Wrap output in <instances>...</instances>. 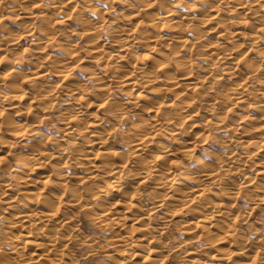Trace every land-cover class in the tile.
<instances>
[{
  "label": "bare ground",
  "instance_id": "obj_1",
  "mask_svg": "<svg viewBox=\"0 0 264 264\" xmlns=\"http://www.w3.org/2000/svg\"><path fill=\"white\" fill-rule=\"evenodd\" d=\"M12 1L10 13L35 19L24 2L36 0ZM103 1L40 0L55 18L75 26L68 31L72 40L62 46L48 37L50 30L62 33L44 11L37 26L42 36L31 52V58L42 55L37 62L28 60L29 48L25 54L12 52L15 57L9 52L23 49L24 35L35 29L32 20H23L21 33L3 36L6 22L0 12V203L12 210L0 217L15 231L6 236L7 253L16 256L11 263L72 264L61 247L81 241L96 246L97 240L94 245L91 237L75 234L80 207L90 214L91 225L113 235L107 243L120 253L111 256L113 264H162L166 251L181 247L182 241L170 245L165 237L177 217L183 218L178 228L187 239L205 240V251L180 250L185 264L234 259V264H256L255 243L238 234L235 222L255 210L264 220V0L173 1L184 3L186 12L174 8L172 0ZM50 39L63 49L56 60L47 59L43 44ZM193 48L206 63L203 75L194 69L196 60H189ZM255 52L258 59L249 60L246 53ZM75 65L89 72L90 87V78L80 83L77 76L67 77L66 70ZM213 77H218L216 87ZM109 84L121 90L122 101H111ZM61 100V138L43 143L38 125ZM97 108L102 116L95 114ZM131 113L134 118L116 129L125 152L115 151L110 143L114 122L105 128L102 120L121 122ZM212 128L227 134L224 156L194 148ZM75 182H84L86 193ZM141 186L151 188L144 200ZM238 196L250 211L236 213ZM63 204L77 206L75 215L62 212ZM221 244L230 247L221 250Z\"/></svg>",
  "mask_w": 264,
  "mask_h": 264
},
{
  "label": "rangeland",
  "instance_id": "obj_2",
  "mask_svg": "<svg viewBox=\"0 0 264 264\" xmlns=\"http://www.w3.org/2000/svg\"><path fill=\"white\" fill-rule=\"evenodd\" d=\"M101 1V0H100ZM103 1V0H102ZM170 1V0H169ZM174 0H172L171 2L173 3V6H174V8H176V9H178L179 11H184L185 10V8H184V3H179V4H175L174 2H173ZM188 1V0H187ZM22 3L21 4H27V6H28V9L32 12V14H33V17H35V19H25V17H24V19L21 17H17V16H14L12 13H10V10H12V6L14 5V4H16V2H13L12 0H6L5 2L4 1H2L1 3L3 4H1V8H0V12H2V14H3V19H4V22H6V23H4V29H6V32H5V30L4 29H2V34L4 33H6L5 35L3 34V36H8L11 32H12V34H14V33H16V34H18V33H21L23 30H24V25H23V20H24V23L25 22H29V21H31L32 20V24L35 26V29L33 30V33L32 34H30V36L28 35L27 36V38H25L26 37V35H24V37H23V42H22V45H23V49H19V50H10L9 52H16V54H18V52H20V54L21 53H23V54H25L26 53V49H28L29 48V50H27V54L26 55H28V57H30V58H28V60L30 59L31 61L30 62H37V59H39V60H42L43 59V57H42V55H40V57H36V56H33L32 55V58H31V52H32V50H34L35 49V45L34 44H36V40H35V38H37L38 36H42L41 35V33H39V31H40V28L39 27H37V26H39V25H42L43 24V22L42 21H40L41 20V16H42V14L44 15V11L45 12H47L46 11V7L44 6V4L43 3H40V0H36V2L35 3H29V2H24V1H21ZM24 2V3H23ZM104 2L105 1H103V3H101V5H103L104 4ZM114 2V1H113ZM189 2H190V0H189ZM119 1H115L113 4H114V7L115 8H117V9H121V10H125V8H123L122 9V4L120 3ZM13 4V5H12ZM30 4V5H29ZM40 11H41V14H39L40 13ZM50 11H53V9H51ZM50 11H48L47 12V14L45 13V17L46 16H49V17H46V19H51V21H52V19H53V21H52V24H51V26L53 27V29L55 28V29H60L61 30V33L62 34H60L59 32H57V33H55V34H57V35H54V33L52 32V30H50V32H52V35H50L49 33L47 34L48 35V37L49 38H51L52 39V37H53V39L52 40H54V42H58L59 41V43L62 45V46H64V45H66V44H68L69 42L68 41H70V40H72V36H70L69 35V29L70 28H72V26L74 27L75 26V24H73V22L72 21H64V20H62V21H60V19H57V18H55V16H54V14H52V12H50ZM12 12V11H11ZM39 12V13H38ZM54 12V11H53ZM185 12H186V10H185ZM38 13V14H37ZM114 13V12H113ZM112 13V15L114 16V14ZM6 14L8 15V16H6ZM11 14V16H9ZM35 14H37V16H35ZM11 17H14V18H11ZM7 18L9 19V20H7ZM21 20H20V19ZM6 19V20H5ZM40 19V20H39ZM55 19V20H54ZM112 20H113V18H112ZM50 22V21H49ZM19 23V24H18ZM70 23V24H69ZM66 24H68V26L66 25ZM110 24V23H109ZM72 25V26H71ZM21 26V27H20ZM8 28V29H7ZM11 28V29H10ZM39 28V29H38ZM54 29V30H55ZM10 30V31H9ZM8 32V33H7ZM35 32V33H34ZM64 32V33H63ZM1 34V35H2ZM22 34H24V33H22ZM68 35V36H66L64 39H63V36H65V35ZM51 36V37H50ZM62 37V38H61ZM67 38H69V40H67V42H65V39H67ZM74 38H76V37H74ZM49 40V42L47 41V43L46 44H43L44 45V47H45V51L48 53V55L49 56H47L46 58L47 59H49V60H53V58H55V60H56V58H60L61 56H62V52H63V49L61 48V47H59V48H57L58 47V43L56 44V43H54V42H52V43H50L52 40ZM49 43L52 45V47L53 46H55V47H51L50 45H49ZM57 45V46H56ZM31 48V49H30ZM33 48V49H32ZM52 48V49H51ZM53 49H55V50H53ZM22 50H24V51H22ZM18 51V52H17ZM193 53H192V55H191V57L189 58V60L190 61H193L194 62V64H196V65H194V69H195V71L196 70H198V71H196V73L198 74L199 73V75H203V72H202V70H200V69H203V66H204V64H206L205 62H204V58H203V56L201 55V54H199V49H194L193 48V50H191ZM197 53H195V52ZM12 53V54H13ZM30 55H29V54ZM16 54H13L12 56H14L15 57V55ZM19 55V54H18ZM18 55H16V56H18ZM25 55V56H26ZM198 55H200L202 58H199V56ZM245 55V54H244ZM246 55H247V57L249 58V60H252V61H256V59H258V56H256V52L255 53H246ZM245 55V56H246ZM27 57V56H26ZM41 57H42V59H41ZM193 57V58H192ZM33 58H36V59H33ZM34 60V61H33ZM45 60V59H44ZM111 60H113V59H111ZM203 60V61H202ZM192 62V63H193ZM199 63V64H198ZM203 63V64H202ZM201 64V65H200ZM197 65H199L198 67H196ZM88 67V66H87ZM200 67V68H199ZM202 67V68H201ZM79 68H80V66H77V65H75V67L73 66V68L72 69H67L66 71H67V77L68 78H71L72 76H73V79H77V81L78 82H80V83H85V82H87V80L89 79L90 81H88L86 84H87V86L88 87H90V84L93 82L92 80H91V76H88L89 74V72H86V71H84V69L82 70L81 68H80V70H79ZM199 68V69H198ZM89 69H92V68H90L89 67ZM241 71H243V69H242V67H241ZM86 72V73H85ZM240 71H238V73H239ZM214 74L216 75V71L214 72ZM74 76H77V78L76 77H74ZM214 76V75H213ZM214 77H216V76H214ZM213 77V78H214ZM88 78V79H87ZM218 78V77H217ZM217 78H214V80L213 79H211L212 80V82H211V84L213 85V86H218L219 84H218V82H217ZM87 79V80H86ZM216 80V81H215ZM217 83V85H215L216 83ZM214 82V83H213ZM246 82H247V84L249 85V86H251V80L248 78V79H246ZM92 85V84H91ZM109 86V88L112 86L111 84H109L108 85ZM116 86V85H115ZM111 90L110 91H112V98H111V101H122V98L124 97L123 96V93H120L121 92V90H119V88H116V87H114V86H112L111 88H110ZM120 92H119V91ZM150 90V89H149ZM148 89L146 90L147 91V93L148 92H151V90L149 91ZM145 91V92H146ZM64 96V97H63ZM61 97H62V99H66V95H61ZM60 97V98H61ZM121 98V99H120ZM153 98H158V97H155V96H153ZM112 99H114V100H112ZM202 105V104H201ZM55 106H56V108L54 109L53 108V112H52V114L51 115H49L48 117L47 116H45V117H43V120H42V122H40V124L38 125V130H39V132H40V134L41 135H39L38 136V138L39 139H41V141L43 142V143H48L49 142V140H51V139H60L61 137H60V135H61V130L59 129L60 127V120H61V117H62V110H63V112H65V104H64V101L63 100H61V101H59V102H56V104H55ZM64 107V108H63ZM201 108V110L203 111L204 110V108H202V106L200 107ZM60 109V110H59ZM57 110H59V111H61L60 113H61V115L58 113L59 111H57ZM92 110V109H91ZM101 109H94V111L96 112H98V115L99 116H102L103 115V112H102V110L100 111ZM57 114H56V113ZM94 112V113H95ZM97 112L95 113V114H97ZM100 112V113H99ZM102 113V115H100ZM61 117H60V116ZM51 116V117H50ZM57 116V117H56ZM133 116V113H131V115L129 114H127V117H126V115H125V117H126V119H122L121 120V122L120 121H118V120H111V122H110V120L108 121L107 120V118H105V120L103 119L102 120V123H101V126L103 125V127H105V125H106V127H109V125L111 126L113 123L112 122H114V127H113V129H112V133H114V137H113V134H112V136H111V146H112V149H114L115 151H118V149H123L124 150V152H125V145H124V141L122 142V138H123V135L118 131V130H116V129H122L124 126L123 125H125V124H127L128 123V121L131 119V117ZM229 116H231L232 118H236L234 115H229ZM59 117V118H58ZM47 118H49V119H47ZM129 118V119H128ZM132 118H134V117H132ZM60 119V120H59ZM86 119V118H85ZM89 120H90V118H88ZM127 119H128V121H127ZM52 120V121H51ZM126 120V121H125ZM123 121V122H122ZM107 122H109V123H111V124H108ZM116 122V123H115ZM127 122V123H126ZM43 123V124H42ZM107 123V124H106ZM123 126V127H122ZM105 127V128H106ZM213 130H210L209 132H208V134H206L205 133V135L203 136V140H205L204 142H200V143H197V145H195L194 146V148L195 149H197L198 150V148H200L199 150H201L202 152L204 151L203 150V148L206 150V148L210 151H213L215 154H219L220 156H224L227 152H226V148H223V147H225V146H223V140H225L226 139V137H227V134L226 133H222V132H220V133H218V131H216L215 133H213V131H215L216 129H214V128H212ZM117 132H119V134H117ZM213 134V135H212ZM59 135V136H58ZM210 136V137H209ZM55 137V138H54ZM121 137V138H120ZM204 137H205V139H204ZM217 137V138H216ZM225 138V139H224ZM208 139V140H207ZM219 139V140H218ZM123 140H124V138H123ZM207 141V142H206ZM222 141V142H221ZM203 144V145H202ZM124 147V148H123ZM240 149V147H237L236 149ZM119 150V151H120ZM122 150V151H123ZM206 152V151H205ZM221 152V153H220ZM226 152V153H225ZM9 158H11V162H14V160H13V158H12V156H9ZM13 160V161H12ZM84 182H86V181H84ZM83 182V183H84ZM76 184H74L73 183V185L74 186H78V187H80L81 189H82V186L83 185H86L85 183L83 184V183H81V185H79L77 182H75ZM87 185H91V184H88L87 183ZM141 187H143L142 189L140 188V190L139 191H142L141 192V198H143L142 200H144V199H146V196H147V194H148V196H149V194H150V190H151V188H149V187H145V186H141ZM146 189H145V188ZM83 188L84 189H86L87 188V186H83ZM148 188H149V190H148ZM79 189L81 192H82V194H84L83 192H85L86 193V191H84V189ZM144 189V190H143ZM146 190H147V192H146ZM145 191V192H144ZM143 194V195H142ZM2 195V194H1ZM145 197V198H144ZM2 200V199H1ZM1 202H3V201H1ZM1 205H0V213L3 215V216H7L8 215V212L10 213L12 210L11 209H9V208H6L5 207V204H3V203H0ZM4 206H3V205ZM237 204V205H236ZM64 205V206H63ZM62 206H60V207H62L61 209L63 210L62 212H66V213H72V214H74L75 215V211H76V209L78 208V210L76 211V217L74 216V218H77V219H75L76 220V224L74 225V226H76V228H78V229H76L75 228V234L77 235V238H79L81 235H85V236H87V237H85V236H81L79 239H89L88 237H91L90 239L92 240V242L94 241H98L97 242V245L99 244L100 245V243L103 245L102 246V248H101V245L99 246H97L96 245V242L94 243V245H96V246H93V247H89V246H87L86 244L87 243H83L82 241H81V243L79 242V243H69L70 244V246H69V244H68V246H67V244L66 245H64L63 247H61V249H62V252L64 253V255H65V257L67 256V258H66V260L69 262V263H71L70 262V260H72V264H73V262L74 263H76V264H113L114 262V260H112L113 258L111 257L112 255H113V257H115V258H117V256H118V254H120V253H118V254H116V251L115 250H112V246L110 245V243L108 244L107 242L109 241V242H111L112 241V238H113V235L111 234V232H109V231H107L106 229H101V227H99V226H97L96 225V227L95 226H93L94 225V223L93 222H91L90 220L91 219H89L90 218V214L88 215V214H84L83 212H82V209L80 208V207H77V206H73V205H67L66 206V204H63ZM235 209H236V213L238 214V212H241L242 214L243 213H245L246 211L248 212V211H250L251 209H250V204L249 203H247V201L244 199V198H242L241 196H238L237 197V200H236V203H235ZM68 207V208H66V207ZM72 206V207H71ZM64 207V208H63ZM74 207H77V208H74ZM5 208V209H4ZM71 208V209H70ZM242 208V209H241ZM246 209V211L244 212V210ZM3 209V210H2ZM66 209V210H65ZM81 209V210H80ZM237 209H239V210H237ZM5 210H6V212H5ZM69 210V212H67ZM71 210V211H70ZM74 210V211H73ZM74 212V213H73ZM77 212H78V215H77ZM82 212V213H81ZM0 214V215H1ZM161 215H163V212L161 211V213H160ZM241 214V215H242ZM261 213L258 211H254L253 213H252V215L251 216H248L246 219H243V220H239L240 218H239V216H238V218L236 217V222H235V224H236V226L238 227H236L237 228V232H238V234L240 235H244V237H245V240H247V242L248 243H252V242H254L255 243V246H253L254 248L253 249H255L254 251H253V253H252V258L254 259V261H255V263L256 264H264V255H263V253H264V249H262V248H264V220H262V217H260L261 215H260ZM86 216V217H84V216ZM89 216V218H88V216ZM240 215V214H239ZM240 215V216H241ZM260 215V216H259ZM79 216V217H78ZM81 216V217H80ZM259 217V218H258ZM2 218V216L0 217V252H3V254L2 253H0V264H13V263H11V262H13L14 261V259L16 258V256H14V254H8L7 253V247H8V242H7V237L9 236V235H11L10 233L12 232H14L15 233V231H13V230H11L10 231V229L6 226V225H3L4 224V222H3V220L1 219ZM89 219V220H88ZM183 218H179V217H177L176 219H175V221L172 223L173 225L172 226H170V228H169V231H167V233L165 234V237L166 238H168V240L167 241H169L170 243V245H174L175 243H178L179 241L181 242L180 243V250L181 249H187V248H195L196 250H203V251H205L206 250V248H205V240L203 239H201V238H203V237H200V238H196V240H190V239H187L186 238V235L184 234V233H182V231L181 230H179V228H178V224L181 222V220H182ZM90 221V222H89ZM237 221H239V222H237ZM153 222V221H152ZM93 223V225H91ZM240 228V229H239ZM8 230V231H7ZM77 230V231H76ZM106 231V232H105ZM241 231V232H240ZM9 233V234H8ZM77 233H79V234H77ZM87 234V235H86ZM168 234H170V235H168ZM215 234H218V233H216L215 232ZM258 234V235H257ZM8 235V236H7ZM97 235V236H96ZM110 235V236H109ZM7 236V237H6ZM173 237V238H169V237ZM4 237V238H3ZM93 237H95V238H93ZM243 237V238H244ZM259 237V238H258ZM93 238V239H92ZM110 240H109V239ZM257 238V239H256ZM95 239V240H94ZM198 239L200 240V241H198ZM260 239H261V241H260ZM263 239V240H262ZM6 240V241H5ZM173 242H171V241ZM177 240V241H176ZM184 240V241H183ZM252 240V241H251ZM256 240H258V241H256ZM194 242H196V243H194V245H193V243ZM198 241V242H197ZM203 241V242H202ZM251 241V242H250ZM263 241V242H262ZM260 242H262L263 244L261 245V243ZM108 244L107 246H106V244ZM76 244V245H75ZM84 244V245H83ZM203 244V245H202ZM111 247H110V246ZM252 245V244H251ZM254 245V244H253ZM262 247H261V246ZM221 246H222V244H221ZM257 246V247H256ZM66 247V248H65ZM84 247H86V248H84ZM96 247V248H95ZM111 248V250H110V248ZM230 246L229 245H226V244H224V246H222V247H220V248H222L221 250H226V249H228ZM262 249V251H260L261 249ZM104 248V249H103ZM257 248H259V249H257ZM93 249H96V250H93ZM106 249V250H105ZM108 249V250H107ZM176 251H175V250ZM174 249H171V250H168V252L166 251L165 252V254L162 256V258H161V260L163 261V263H162V261H161V263L162 264H185V260H184V257H183V253H181V251L179 250V248L178 249H176V248H174ZM86 250V251H85ZM92 250V251H91ZM178 250V251H177ZM257 250H259V253L260 252H262V253H260V255H261V257H257L259 254H258V252H257ZM6 251V252H5ZM68 254V255H66L65 254V252ZM88 251V252H87ZM94 251V252H93ZM115 252V253H114ZM177 252V253H176ZM122 253V252H121ZM181 253V254H180ZM257 253V255H255ZM8 256H7V255ZM5 255V256H4ZM110 255V256H109ZM175 255V256H174ZM255 255V256H254ZM15 258H14V257ZM21 256H25L24 258H26L27 260H28V258L30 257V255H28V253L26 254V252H23V254H21ZM12 257V258H11ZM68 257H70V259L68 258ZM108 257V258H107ZM183 257V258H182ZM257 257V258H256ZM72 258V259H71ZM74 258V259H73ZM261 258V259H260ZM69 259V260H68ZM164 259V260H163ZM111 260V261H110ZM235 261H230V263L232 264H234V262H236V259H234ZM239 259H237V261H238ZM257 260H259V261H257ZM240 261V260H239ZM140 262V261H139ZM260 262V263H259ZM43 263H45V264H49L50 263V261H47V262H43ZM230 263H227V264H230Z\"/></svg>",
  "mask_w": 264,
  "mask_h": 264
}]
</instances>
